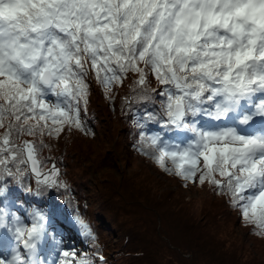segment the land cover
Wrapping results in <instances>:
<instances>
[{
	"label": "snow or ice",
	"instance_id": "1",
	"mask_svg": "<svg viewBox=\"0 0 264 264\" xmlns=\"http://www.w3.org/2000/svg\"><path fill=\"white\" fill-rule=\"evenodd\" d=\"M130 77L136 151L264 238V0H0V264H104L63 246L42 197L67 183L15 140L85 131L90 80Z\"/></svg>",
	"mask_w": 264,
	"mask_h": 264
},
{
	"label": "trees",
	"instance_id": "2",
	"mask_svg": "<svg viewBox=\"0 0 264 264\" xmlns=\"http://www.w3.org/2000/svg\"><path fill=\"white\" fill-rule=\"evenodd\" d=\"M134 79L135 77L127 78L123 86L114 87L112 94L114 99L110 98L108 93L98 83L90 80L87 112L86 114L82 113L81 117L85 122V131L65 128L58 138L47 135L41 137L37 134L36 136L24 135L15 140L17 144H20L23 140L32 141L36 145L37 156L42 162L44 170L50 168L52 164H56L60 170L61 179L67 183V189L71 192L75 189L72 188V184L69 181L71 173L66 170L67 164L69 169H73L71 166L73 164L83 171L85 168L82 165L90 166L93 172L97 174L94 187L98 192L97 198H100L99 208L95 212L98 217L108 224L107 226H110V231L113 235H116L115 239L119 244H113L109 246L110 248L106 247L105 244L109 242L102 238L104 228L101 222L86 218L82 209L78 208L77 201L70 197L67 190H52L51 197L45 191L42 197L50 205L56 206L54 224H61L69 228L71 232L75 233L84 242L86 250L80 251L81 254H87L94 260L97 254L102 255L105 258L104 264H158V259L160 261L158 256L160 254L164 255L166 252H169V258L173 259V261L176 260L178 264H200L202 259L214 264H231L230 260L228 263L223 260L228 254L224 247V244H227V240L223 244V240H210L209 237L204 236L201 231L204 226L198 222H190L189 218L193 216L184 214V207L179 203L180 197L174 198L172 194L170 199V192L162 193L160 194V199L156 198L154 203L151 199V193L146 189L140 188L141 183L139 184V180L144 181L142 185H147L148 187L156 180L155 176L149 174L150 170L146 168L139 170L140 179H137L136 173L133 172L130 175H126L125 179H123L124 174H122V179H119L120 176L116 177L113 174L115 166L111 160L113 161L115 157L122 160L124 157V151L122 150L125 147L124 142L130 144L136 151L134 146L137 139L136 129L133 127L131 116L124 115L126 110L125 98H131L135 95L132 91ZM149 88H158V84L154 79H150ZM51 99L55 100L54 97ZM157 99L159 98L157 97ZM144 107V104H133L134 110L142 111ZM155 107L157 106L152 105L149 110ZM112 117H117L119 120L117 128L111 127L110 121L112 122ZM98 128L101 130L99 131ZM149 128L154 132L160 131L155 124H150ZM94 130L96 133L102 134V136L105 135L104 137L108 140L99 146L104 149L107 145L105 155L100 152L97 156L96 152L94 153V150L90 148L92 147L90 143L92 140L89 137L95 132ZM114 136L120 137V141L113 142ZM136 153L146 162L152 164L138 151ZM165 175L175 179L178 184H183L182 181L167 174ZM124 184H127V187ZM203 187L216 192L211 185H204ZM156 190L160 191L159 188H156ZM15 194L23 196V193L18 191ZM218 196L222 200L221 205L224 207L222 211L219 207V212L218 209L217 211L214 209L207 211V209L200 206H194V210L202 212L203 215L210 213V219L212 220L210 226L219 228L217 230L213 229L219 234H225L220 227H227L230 222L231 224L241 223V228L246 227L252 230L240 218L238 209L231 205L229 197ZM168 199L172 201L167 203ZM105 202L113 207L114 212L106 208ZM47 207L48 205H46ZM124 208L128 209L125 210ZM67 212H69L68 215H72L75 218L79 216L83 219L88 224L92 237H86L76 225L69 222L67 220ZM113 215H117L118 220ZM222 215H225L224 219L221 218ZM166 222L167 224H165ZM167 225L170 228L166 233L162 226L167 227ZM144 227L146 229L151 228L152 234L150 236H146L144 233L141 234V230ZM174 233L177 235V240H181V243H178V241L176 243L173 240ZM229 234L232 235V233ZM130 237H134L131 244L128 243ZM231 237L236 238L238 234L228 236V240H231ZM261 240H264V238H261ZM213 243H216V245L211 246ZM241 245L243 244L241 243ZM148 255L154 256L157 261L154 260L152 262L150 259H145L144 256ZM259 256L260 259L257 258V261L264 264V253H260ZM161 260L163 262L164 257ZM96 264H99L98 260H96Z\"/></svg>",
	"mask_w": 264,
	"mask_h": 264
},
{
	"label": "rangeland",
	"instance_id": "3",
	"mask_svg": "<svg viewBox=\"0 0 264 264\" xmlns=\"http://www.w3.org/2000/svg\"><path fill=\"white\" fill-rule=\"evenodd\" d=\"M111 119H112V122L110 121L111 127L117 128L118 122H119L118 118L112 117ZM100 130L101 129H99V131ZM90 136L91 137L89 138H91L90 140H92L90 142L92 147L90 148L94 150V153L96 152L97 156L99 155L100 152H103L102 155H105V152L107 150L105 148L107 147V145L104 147V149L103 148L101 149V147H99L101 146V144L108 141L104 137L105 135L102 136V134H98L95 131ZM117 141H120V137L114 136L113 142H117ZM124 145L125 147H123L122 149L124 151V153L122 152L124 157L122 158V160L118 159L117 157H115L113 161L111 160L112 164L115 166L113 174L116 177L120 176L119 179H122L123 178L122 174H124L123 179H125L126 175H130L131 172H133V173H136L135 176L137 177V179H140V173L138 172L139 170H142V168L143 169L146 168L147 170H150L149 174L150 175L152 174L153 176H155L156 180L149 187L147 185L143 186L142 184L144 183V181L139 180V184L141 183L140 188L146 189L148 192L151 193L149 194L151 195V199L154 203H155L156 198L158 200L160 199V194L162 193L165 194L167 192H170L171 193L170 199L172 198V194L174 198L177 196L180 197L179 203L180 205L182 204V207H184V214L185 215L191 214V216H193L190 218L188 217L190 222L191 221L198 222L200 225L204 226V228H201V231L203 232L202 234L204 236L209 237L210 240L211 239L212 240L218 239L220 241L223 240V244L227 240V244L226 245L224 244V247H225V251L228 252V254L224 257L223 259L224 262L228 263L230 260L231 264H263V263L258 262L257 258L260 257L259 256L260 253L261 254L264 253V240H261L260 236L254 235L253 229L250 230V229H247L246 227L241 228L240 227L241 223L238 224L236 222L239 225L238 226L236 223L231 224L230 222L228 223L227 227H223V226L220 227L221 230L226 234V235L225 234L222 235V234H219L217 231L213 230V229L217 230L219 228H213L212 226H210L211 221H212L210 219L211 218L210 213L203 215L202 212L194 210L195 209L194 206H200V207H204L205 209H207V211L209 209H214L215 211H217L218 207L222 211L224 209V207L221 205L222 200L220 199V197L217 195L215 191L209 190L207 187L204 188L203 186H199V185L185 187L184 184H180V183L178 184L175 179L166 176L165 174L160 172L158 168H156L154 165L146 162L141 156H139L136 153V151H134V149L132 148L130 144H127L124 142ZM71 166L73 167V169H69L68 164H67L66 170L67 172L71 173V176L69 177V181L72 184V188H74L75 190L71 192L69 189H67L68 194L70 195L71 198L77 201L78 208L82 209V212L84 213L86 218L95 219L101 222L104 228L102 232V238H104V240H108L109 242L105 244L107 248L109 246H112L113 244L115 245L119 244L116 242V239H115L116 235H113L111 233L110 226H107L108 224H106L100 217H98L97 213L95 212L99 208V200H100V198L99 199L97 198L98 192L96 191L94 187V181L96 182L97 180L96 179L97 174L94 173L93 170L90 168V166H87V165H82L85 168L84 171L79 169L77 165L72 164ZM76 173H80V174H76ZM124 186L127 187V184H124ZM156 188H159L160 191H157ZM156 192H159V193H156ZM105 195L107 196V194ZM170 201L172 200L168 199L167 203H169ZM226 204L228 205L227 202ZM105 206L106 208L111 210V212H114L113 207L111 205L105 202ZM127 209L128 208H126L125 210ZM219 209H218V212H219ZM68 214L69 212H67V220H69V222H71L72 224L76 225L77 228L80 227V230H83L81 226L77 224L76 218L71 215L70 219L71 220L75 219L72 222L69 219ZM113 216L115 219H117V215H113ZM221 218L224 219L225 215H222ZM85 224L87 223L85 222ZM165 224H167V222ZM57 225L61 227L59 228L58 234L60 237L63 238L64 247H66L69 250H75L78 253H80V251L86 250V245H84V242L75 233L71 232L69 229L65 228L61 224H57ZM161 225H163V223H161ZM162 228L165 229L164 231L167 233L170 226L168 225L167 227L162 226ZM157 229H159V227H157ZM142 230H141V234L144 233V235L146 236H150L152 234L151 228L146 229V227H144ZM82 233H84V230ZM229 233H232V235L238 234V237L236 238L231 237V240H228V236H232ZM173 237H174L173 240L176 243L177 241L178 243H181V240H177L178 238L175 233ZM133 240H134V237H130L128 243L131 244ZM241 243L243 245H241ZM214 244L216 245V243H213L211 244V246H213ZM168 254L169 252H166L164 255L160 254L158 256L160 258V261L158 259V264L159 263L178 264L176 260L174 261L173 259L171 260ZM150 256L149 255L144 256V258L150 259V261L152 262H154V260L157 261L156 259H154V256L153 257L152 256L150 257ZM162 257H164L163 262H161ZM200 264H214V263H211L210 261H207L206 259H202V263Z\"/></svg>",
	"mask_w": 264,
	"mask_h": 264
}]
</instances>
